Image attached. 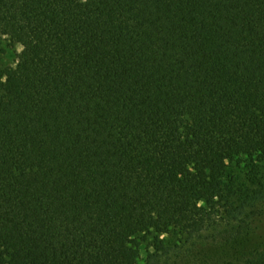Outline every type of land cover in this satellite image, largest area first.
Returning <instances> with one entry per match:
<instances>
[{"label": "trees", "instance_id": "obj_1", "mask_svg": "<svg viewBox=\"0 0 264 264\" xmlns=\"http://www.w3.org/2000/svg\"><path fill=\"white\" fill-rule=\"evenodd\" d=\"M263 161L264 0H0V264H264Z\"/></svg>", "mask_w": 264, "mask_h": 264}, {"label": "rangeland", "instance_id": "obj_2", "mask_svg": "<svg viewBox=\"0 0 264 264\" xmlns=\"http://www.w3.org/2000/svg\"><path fill=\"white\" fill-rule=\"evenodd\" d=\"M21 48L16 46L14 49H6V52L3 54V59H5L9 64L13 63V55L15 53H19ZM260 177L264 178V161L259 165ZM214 221L211 226L206 228L204 232L201 233L200 238H194L190 241H187L185 237L172 233L161 237L163 239L164 245L170 249V252L167 256H164L159 260L158 264H196L198 261L195 259L193 255H191V247L192 245L198 244L201 246V243L209 241L211 244L209 245V252L211 255V264H214V260H226V262H230L231 252L223 253V249L220 247V235L226 230V217L220 211L214 210ZM153 239L146 241V250L149 249V245H151ZM213 257V258H212Z\"/></svg>", "mask_w": 264, "mask_h": 264}]
</instances>
